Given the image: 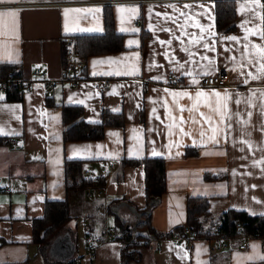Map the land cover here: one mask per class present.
I'll return each mask as SVG.
<instances>
[{"label": "crops", "instance_id": "crops-1", "mask_svg": "<svg viewBox=\"0 0 264 264\" xmlns=\"http://www.w3.org/2000/svg\"><path fill=\"white\" fill-rule=\"evenodd\" d=\"M117 1L119 0H19L17 3L0 4V11L16 10L20 13L17 30L19 39L14 41L10 36H0V44L12 45L13 60L18 62L0 59V63L19 64L22 77L33 81L31 90L25 91L21 100H6L7 92H0L4 97L0 101V127L20 133L14 135L10 132L7 136H0L5 138V142L0 143V264H46L38 244L32 241V220L43 216L47 200L66 198L72 215L67 228L73 234L75 252L69 259L62 260L63 254L67 253L59 249L57 258L52 255L54 261L51 260V263L121 264L122 245L119 241L109 240L100 245L93 255L86 251L85 245L88 230L92 236H96L102 234L106 227L113 229V217L106 213V204L110 200L124 197L140 209L147 205L144 167L126 166L121 169V159L160 157L165 160L167 190L152 211V224L159 231H171L188 225L187 204L192 196L206 197L209 211L214 216L230 209L245 211L250 215L264 214V173L259 168L252 167L253 159L259 158L261 153L256 152L255 157L247 149L241 153V145L238 143L235 146H201L198 126L191 123L185 125V130H192V137L181 139L178 129H174L175 134L169 138L165 125L170 121L166 119L167 113L162 106L164 101L171 106L172 97L164 92L166 88L170 91L195 90L189 84V77L172 71L177 65L170 64L164 58L167 46L162 47L158 43V40L172 38L169 33L159 30L161 26L172 28L177 36L180 34L175 24L165 23L155 15L156 12L177 15L171 8L164 7L167 4H176L178 7L185 3L204 5L213 18L209 20L199 17L200 23L214 25L211 30L217 33L216 52H203V49L196 48L193 51L212 56L216 61L215 73L226 70L230 75V84L226 87H203L201 84V87L206 90L229 89L242 96H247L250 88L264 87L255 81L249 85L243 84L242 77L231 70L233 64L228 59L235 55L239 60L240 53L224 52L225 47L238 46L219 39L232 35L243 37L244 31L240 25L251 15L245 13L242 16L240 13L239 6L245 0H234L236 22L235 29L230 32H218L216 28L217 0H162L147 3L142 0H132L130 3ZM261 2L264 3V0ZM106 4L111 5L116 31L124 36V50L89 57L83 77L76 84L61 81L65 65L62 56L63 39H68L69 42V36L72 35L103 33ZM95 7L101 9L100 13L71 14L68 19L70 30H65L64 9ZM122 7L136 8L138 12L121 13L119 9ZM150 8L151 13L148 11ZM203 10L193 8L194 12ZM252 23L259 24V21L254 20ZM149 25L153 26V31H149ZM121 28L125 31H121ZM187 31L199 30L189 28ZM250 39L255 43L260 42L257 37ZM129 41H133L131 46ZM179 48V41L173 40L171 48L167 50L184 62L187 55L180 52ZM71 53L72 42L69 50V54ZM137 53L139 61L135 59ZM196 58L199 59V56ZM108 60L119 61V64L95 63ZM206 63L200 62L201 66ZM134 65L139 68V75H105L117 70L131 71ZM149 65L164 67L149 68ZM189 67L199 66L185 65V68ZM170 74L182 77V85H168L166 79ZM157 76L162 79H154ZM101 79L110 80L106 89L96 88V82ZM48 85L53 92L51 97L46 95ZM152 101L156 103L153 104ZM179 103L190 106L187 98L179 100ZM62 104L82 106L84 119L91 123L102 121L104 108L112 112H123L125 127H108L102 140L65 142ZM17 105L19 108L15 113L7 111ZM154 107L159 120L153 116ZM253 111V123L256 126L251 129V140L255 145L261 146L264 145V132L259 129L261 120L256 111ZM188 115L187 112L184 113L185 119ZM17 116L19 120L16 119ZM133 129H137L138 140L133 138ZM112 133H119V136H113ZM8 137L15 138L16 142L8 143ZM169 139L179 141L180 147L173 146L169 150ZM193 139L197 141L195 145ZM187 148L197 149V154L186 155ZM73 149L80 151L74 152ZM153 149L159 154L154 155ZM242 156L248 158L241 159ZM66 159L83 160L84 169L90 172V178H106L100 194L94 193L91 199H87L84 188L67 190L64 167ZM110 166H113L112 170H109ZM233 170L237 173L235 176L232 174ZM118 172L123 173L121 181L116 179ZM206 175H212V178H205ZM252 185L256 187L252 188ZM256 200L261 203H256ZM91 216L99 217L96 223H91ZM110 218L112 222L109 224ZM254 244L258 246L255 252L252 248ZM193 246L192 253H187V258H182L186 252L182 246L172 238L162 239L142 249L139 261L134 264H197L198 261L201 264H264L258 258V255L264 256V242L257 238L250 239L248 248L244 251L237 248V241H232L230 249L215 253L210 251V243L204 240H196ZM248 256L255 258L248 261L245 259Z\"/></svg>", "mask_w": 264, "mask_h": 264}, {"label": "trees", "instance_id": "trees-1", "mask_svg": "<svg viewBox=\"0 0 264 264\" xmlns=\"http://www.w3.org/2000/svg\"><path fill=\"white\" fill-rule=\"evenodd\" d=\"M104 10V32L101 34H78L69 36L62 41V56L64 64L73 45V54L85 61L95 55L113 54L124 50V36L116 31L111 5L106 4ZM216 28L218 32H230L235 29L236 5L234 0H217L215 4ZM72 54V53H71ZM12 80L22 78V69L17 63H0V79ZM6 100L22 99V91L18 86H11L7 91ZM64 125L63 139L65 142H83L102 140L108 127H125L123 112H112L103 109L102 121L87 122L84 119V109L80 105H61ZM143 120V118H142ZM5 138H0V143ZM197 154V149L187 148L186 155ZM121 169L126 166H143L145 171V192L147 205L138 208L130 200L118 197L106 204L107 215L113 217L114 239L119 241L121 248V264H134L139 261L141 250L152 246L162 239H171L173 235L181 234L182 227L171 231H159L152 224V211L159 204L162 195L167 190L166 163L163 158L121 159ZM65 179L68 191L84 188L87 185H105L106 178H88L84 176L83 160H65ZM123 173L118 172L116 179L122 180ZM205 178H212L206 175ZM187 222L201 237H213V227L219 224L217 235L234 236L244 234L257 239H264V214L250 215L245 211L230 209L218 216L209 211V201L206 197L192 196L187 204ZM90 217L91 223H96ZM72 219L68 198L63 200H47L44 214L32 220V241L39 246V252L52 264V246L59 239L64 244L73 243L72 233L67 228ZM89 228V224L87 226ZM87 236H92L90 230ZM93 237V236H92ZM54 261V260H53Z\"/></svg>", "mask_w": 264, "mask_h": 264}, {"label": "snow or ice", "instance_id": "snow-or-ice-1", "mask_svg": "<svg viewBox=\"0 0 264 264\" xmlns=\"http://www.w3.org/2000/svg\"><path fill=\"white\" fill-rule=\"evenodd\" d=\"M19 0H0V4L17 3ZM164 7L171 8L177 15H169L167 12L160 13L156 12L157 17H161L165 23H172L176 25V29L179 31L177 36L172 28L161 26L160 31L169 33L172 38L168 40H158V43L163 47L171 48L173 40L179 41L180 48L179 51L187 55V59L184 62L176 59L172 52L168 51L167 48L163 53L164 58L170 63L175 64L177 67L172 69L173 72L179 73L190 78L189 84L193 91L189 90H178L170 91L169 89H164V92L172 97L171 106L167 101L163 102V107L167 113L166 119L170 123L165 125L167 129V135L171 138L175 133L174 129H178L181 139L183 137H192V130H185V125L191 123L192 125L198 126L197 134L200 137L199 144L201 146L207 147L221 146L223 144H232L235 146L237 143L241 145L239 151L244 153L247 149L248 153H251L254 157L256 152H260L259 158H255L252 161V167L259 168L262 173H264V145L257 146L251 140V129L256 125L253 123L254 111H256L261 122L259 123V129L264 132V87H254L249 89V94L247 96H242L239 92H233L229 89H224L223 91L217 89H204L201 87V78L207 77L215 73L216 61L212 56L205 55L200 51H193V48L203 49V52L215 53L217 44V33L211 29L214 27L213 24L204 25L200 23L199 17H206L209 20L213 19L210 12L204 5H193L189 3L183 4L182 7H178L176 4H167ZM199 7L204 9L201 12H194L193 8ZM241 15L245 13H250L249 19H246L240 27L244 31L242 38L237 36H224L219 37L220 40L232 42L238 47H225L224 52L232 53L239 52L240 58L237 60L235 55L228 57L232 62V71L236 72L240 77H242V82L245 85H249L252 82H260L264 85V3L261 0H245L239 6ZM101 9L99 7L95 8H72L64 9L65 16V30L68 31L69 24L68 19L71 14H97L100 13ZM119 11L137 13L136 8H120ZM149 13L152 12L150 8ZM20 13L16 10H3L0 11V36H10L14 41L19 39L17 34L18 30V17ZM183 18V19H181ZM254 20H258L259 24H253ZM252 25V26H249ZM196 28L198 32H189L187 29ZM92 31L93 29H81ZM121 31H125L121 28ZM132 31H138V29H132ZM149 31H153V26L149 25ZM250 37H257L260 41L259 43L253 42ZM187 39V43H185ZM133 41H129V46H131ZM199 56V59L196 57ZM0 59H6L10 62H18L13 60V50L12 45L8 43L0 44ZM135 59L139 61L140 57L137 53ZM201 61H206L207 63L202 65ZM95 63H107V64H119V61L108 60V61H97ZM193 65L199 67H189L185 68V65ZM159 67L163 68V65H149V68ZM139 68L133 66L131 71L128 70H117L115 73H105V75H139ZM95 74V73H94ZM179 79V76L176 77ZM156 80L162 79V77H154ZM207 83V81H205ZM115 92V89L113 90ZM187 98L190 101V106H183L179 103V100ZM4 97L0 95V101ZM153 104L156 101H152ZM233 105L235 108H233ZM19 106L8 108L7 111L15 113ZM201 109H206L207 111H202ZM187 112L188 118L185 119L184 113ZM153 116L155 119L159 120L160 117L156 115L155 107L152 109ZM19 120V116L16 117ZM163 123V121H161ZM134 133L133 138L139 139L136 135L137 129L132 130ZM11 134L20 135L19 132L14 130L6 131L4 127H0V136H7ZM235 133V135H234ZM113 136H119V133H112ZM154 143V141H153ZM197 141L193 139V144L195 145ZM180 147L179 141H172L169 139L167 147L169 150L173 147ZM59 151V150H57ZM74 152H79V149H73ZM153 154L158 155L153 149ZM224 154V153H221ZM247 156H242L241 159H247ZM57 163L59 161L57 160ZM234 176L237 174L235 170L232 173ZM250 175L251 173H247ZM255 188L256 185H252ZM247 191V188L245 189ZM255 199V198H253ZM256 203H261V201L256 200ZM254 252L257 250V245H252ZM200 255V251H197V256ZM258 255V253H257ZM187 258V252H185L184 257ZM255 257L248 256L245 259L252 261ZM261 261H264V256H259ZM197 264H201L200 261Z\"/></svg>", "mask_w": 264, "mask_h": 264}, {"label": "built area", "instance_id": "built-area-1", "mask_svg": "<svg viewBox=\"0 0 264 264\" xmlns=\"http://www.w3.org/2000/svg\"><path fill=\"white\" fill-rule=\"evenodd\" d=\"M143 2H159L162 0H142ZM117 2L122 3H130L132 0H119ZM86 68V61L84 59L76 57L73 53L69 54L66 60V63L64 65V70L61 74V81L68 82L70 84H76L78 83L82 77L83 72ZM179 75L170 74L168 75L166 81L168 85L173 86H181L182 85V77L179 76V79L176 77ZM10 78H4L0 79V92L4 91L6 92L12 85L18 86L21 88L22 93L25 91H29L32 88L33 81L25 79L24 77L19 79H14L11 81L12 74H9ZM44 79L46 80V76L43 75ZM48 81V80H46ZM201 84L203 87H226L230 84V75L226 70H220L217 73L213 75H209L207 77L201 78ZM207 81V83H205ZM110 80L109 79H101L98 82H96V88L97 89H106L109 85ZM50 85H48V89L46 90V95L48 97H51L53 95L52 90L49 88ZM8 143H14L15 138L8 137L7 138ZM113 166L109 167V170H112ZM85 177H90V172L87 169L83 170ZM103 176L95 177L100 178ZM104 185H87L84 187V194L87 199H91L93 197L94 193L100 194L102 188ZM219 228V224H216L213 227L212 233L215 235L213 237H201L198 232H196L189 224L184 225L181 229V234H174L173 238L178 245L182 246L187 253L191 254L194 249V242L196 240H204L206 242L210 243V251L215 252H221L225 251L231 248L232 241H237V248L239 250H246L248 248V242L250 239H252V236L244 235V234H238L234 236H224V235H217V231ZM114 239V232L113 229L110 227H106L104 232L100 235L96 236H87L85 237V245H86V251L93 255L96 251V249L108 242L109 240ZM264 242V239H260Z\"/></svg>", "mask_w": 264, "mask_h": 264}, {"label": "water", "instance_id": "water-1", "mask_svg": "<svg viewBox=\"0 0 264 264\" xmlns=\"http://www.w3.org/2000/svg\"><path fill=\"white\" fill-rule=\"evenodd\" d=\"M61 250H64L66 253V255L63 254V256L61 257L62 260H66V259H69L70 257H72V255L74 254L75 252V248L73 246V243H70V244H61L59 239L53 244L52 246V255L54 257H56V254H59L58 251ZM57 258V257H56Z\"/></svg>", "mask_w": 264, "mask_h": 264}, {"label": "rangeland", "instance_id": "rangeland-1", "mask_svg": "<svg viewBox=\"0 0 264 264\" xmlns=\"http://www.w3.org/2000/svg\"><path fill=\"white\" fill-rule=\"evenodd\" d=\"M111 222H112V221H111V218H110V220H109V222H108V223L110 224Z\"/></svg>", "mask_w": 264, "mask_h": 264}]
</instances>
